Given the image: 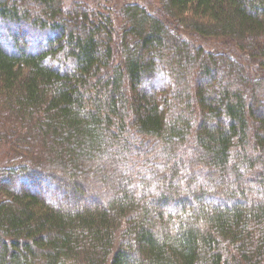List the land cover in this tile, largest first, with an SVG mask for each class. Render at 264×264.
I'll use <instances>...</instances> for the list:
<instances>
[{"label": "trees", "instance_id": "obj_1", "mask_svg": "<svg viewBox=\"0 0 264 264\" xmlns=\"http://www.w3.org/2000/svg\"><path fill=\"white\" fill-rule=\"evenodd\" d=\"M92 1L0 0V264H264V0Z\"/></svg>", "mask_w": 264, "mask_h": 264}, {"label": "rangeland", "instance_id": "obj_2", "mask_svg": "<svg viewBox=\"0 0 264 264\" xmlns=\"http://www.w3.org/2000/svg\"><path fill=\"white\" fill-rule=\"evenodd\" d=\"M84 2L81 3L82 6H84L83 8L86 7V2H90L91 4L94 5V1L92 0H84ZM100 3L104 6L103 3H106L105 6H108L110 8H112V14L116 12L117 7L120 9H122L126 4H132V3H139L142 4L146 7H148L151 11H153L154 9H159L160 8V0H99ZM68 2H70V0H66V5L68 4ZM88 6V5H87ZM90 6V5H89ZM67 15V14H65ZM72 17V16H71ZM71 19V18H70ZM7 26V30L9 31V33H12V35H14L16 37V39L18 40H25V42L33 44L35 47L38 46V48L41 46L44 47V38L48 35H38L35 34L33 32L30 33L29 29H26L25 27H21V26H17V25H6ZM167 29L173 33V30L175 31L174 27H171V25H167ZM0 33L1 36L3 37V40H5L6 37V33L3 32V29H0ZM8 33V32H7ZM173 35V34H172ZM50 37V36H48ZM194 43H196L197 45L203 46L204 49L206 50H210L212 49V51H216L217 48L216 46H214L215 48L212 47L213 45V41H207L205 39H194L192 40ZM215 44V43H214ZM210 47V48H209ZM40 50V49H39ZM43 157H47L44 153H42ZM21 184V186H25L24 183H20V182H16L14 184V188H18V186Z\"/></svg>", "mask_w": 264, "mask_h": 264}]
</instances>
